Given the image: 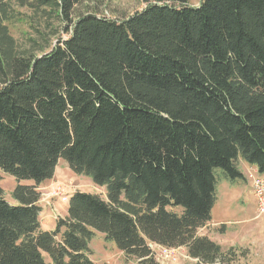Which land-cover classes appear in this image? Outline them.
<instances>
[{
	"label": "trees",
	"instance_id": "16d2710c",
	"mask_svg": "<svg viewBox=\"0 0 264 264\" xmlns=\"http://www.w3.org/2000/svg\"><path fill=\"white\" fill-rule=\"evenodd\" d=\"M79 1L0 0V170L16 180L14 203L0 187V264H97L95 232L137 264H160L151 243L230 264L197 230L216 169L232 183L245 178L238 160L264 174V0H141L120 20H73ZM13 5L68 35L19 47ZM59 159L105 195L74 191L43 230L37 188Z\"/></svg>",
	"mask_w": 264,
	"mask_h": 264
},
{
	"label": "rangeland",
	"instance_id": "374dc122",
	"mask_svg": "<svg viewBox=\"0 0 264 264\" xmlns=\"http://www.w3.org/2000/svg\"><path fill=\"white\" fill-rule=\"evenodd\" d=\"M200 0H186V4L196 6ZM145 4L141 0H80L73 9L72 19L85 13H94L113 19H123ZM16 17L6 21L10 35L21 48L30 46L28 39L40 45H48L44 51L68 35L65 25L57 18L46 19L41 12L35 13L28 7L13 5ZM39 54L41 51H33ZM238 169L243 172L244 180L230 182L220 169H216V201L211 211V220L197 230L200 236H207L221 246L223 251L231 249L230 264H264V213L257 211V199L253 191V181L264 179L255 166L238 160ZM21 184H32V180H21ZM16 185L13 176L0 170V187L3 197L13 201L11 192ZM41 208L40 227L53 230L56 220L66 215L70 195L78 190L105 195V187L96 185L90 177L76 174L65 160L59 159L55 176L38 186ZM180 209L177 208V211ZM155 259L160 264H195L184 247H176L173 252H165L163 246L152 243ZM89 254L97 264H137L134 257H126L118 250L113 241L106 240L104 234L95 232L89 243Z\"/></svg>",
	"mask_w": 264,
	"mask_h": 264
},
{
	"label": "built area",
	"instance_id": "2783aa9c",
	"mask_svg": "<svg viewBox=\"0 0 264 264\" xmlns=\"http://www.w3.org/2000/svg\"><path fill=\"white\" fill-rule=\"evenodd\" d=\"M252 187L257 199V211L259 212V214L264 213V179L261 177H257L256 179H254ZM152 245L153 244L151 243V248ZM174 249L176 248H168L163 246V250L165 252H173Z\"/></svg>",
	"mask_w": 264,
	"mask_h": 264
},
{
	"label": "crops",
	"instance_id": "0c3cea01",
	"mask_svg": "<svg viewBox=\"0 0 264 264\" xmlns=\"http://www.w3.org/2000/svg\"><path fill=\"white\" fill-rule=\"evenodd\" d=\"M55 171H56V169H55ZM242 173H243V172H242ZM54 176H55V172H54ZM52 178H53V177H52ZM52 178H51V179H52ZM49 180H50V179H49ZM45 181H48V180H45ZM45 181H44V182H45ZM9 202L14 203V201H9Z\"/></svg>",
	"mask_w": 264,
	"mask_h": 264
}]
</instances>
